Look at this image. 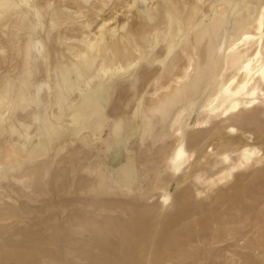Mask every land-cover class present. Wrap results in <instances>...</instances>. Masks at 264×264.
<instances>
[{
    "label": "bare ground",
    "instance_id": "1",
    "mask_svg": "<svg viewBox=\"0 0 264 264\" xmlns=\"http://www.w3.org/2000/svg\"><path fill=\"white\" fill-rule=\"evenodd\" d=\"M197 9L183 0H0V66L17 61L0 74V135L20 128L17 139L4 141L10 150L0 160V180L11 176L29 189L39 176H49L54 157L68 149L64 144L81 143L88 150L107 144L103 165L77 159L80 148L71 151L72 171L81 166L83 173L98 175L100 185L91 189L97 196L143 192V179L151 176H145L144 166L151 160L138 164L128 149L139 122L143 142L153 136L157 119L163 130L153 142L175 139L167 156L175 177L188 162V132L203 125L197 115L206 114L207 124L264 104V0H224L222 9L213 7L200 18ZM203 19L207 23L198 27ZM113 95L122 104L109 110ZM187 96L193 104L183 108ZM121 110L130 114L127 134L112 119ZM239 115L226 127L239 129L238 142L248 133ZM111 127L114 138L104 140ZM236 151L240 159L228 176L257 154L247 146ZM158 153L153 161L162 158ZM221 157L222 164L230 161L226 153ZM15 158L26 162L14 164ZM44 158L48 165H36ZM202 158L205 151L199 152ZM263 162L250 167L257 177H264ZM203 177L194 176L199 182ZM166 179L154 186L162 210L172 194ZM84 184L73 179L70 185ZM67 203V219L57 220L48 234L19 231L0 243V264H173L183 256V225L141 219L140 207L119 203L110 207L128 219L104 216L107 206L92 213L93 199L84 190Z\"/></svg>",
    "mask_w": 264,
    "mask_h": 264
},
{
    "label": "rangeland",
    "instance_id": "2",
    "mask_svg": "<svg viewBox=\"0 0 264 264\" xmlns=\"http://www.w3.org/2000/svg\"><path fill=\"white\" fill-rule=\"evenodd\" d=\"M183 1H188L191 6L198 8L197 18L208 12L211 14L213 7L215 10L224 7V0ZM207 21L208 19H203L198 23V27L205 25ZM184 45L190 46L189 41L185 40ZM16 62L13 59L10 66L9 64L0 66V74L6 72ZM146 70L147 67H144V71ZM190 72L191 74L194 73L192 68ZM190 77L185 79V84L190 82ZM184 100L183 108L193 104L192 96H187ZM114 103L122 104V101L113 95L111 101L108 102L109 110ZM256 109H259V116L254 118L253 111ZM240 113L241 119L243 118L247 122L245 129L249 134H246L247 137L244 141L238 142L236 137L240 132L239 129L235 127L234 131L230 128V130H226V127L229 119H237ZM16 115L21 116V112H16ZM129 116L128 111L121 110L112 117L118 124L117 128L121 129L124 134L132 130L127 121ZM195 119L203 125L188 132L186 145L188 162L183 172L181 171L175 177L169 172L167 162L168 154L177 145L174 143L175 139L168 138L165 144L153 142L157 134L162 132L163 124L157 119L153 136L144 142L142 141V123L139 122V125L134 128L136 133L128 149L134 152L138 164L151 160L144 166L145 176H151L150 179H143V192H139L137 188L133 190L131 193L133 197L131 194L126 196L111 194L97 196V193L91 192V189H98L100 177L83 173L81 166L76 168L75 173L72 171L70 165L71 151L75 152L76 149L78 151L80 148L81 153L76 155L77 159L82 157L85 160H91V162L99 160L103 165L104 156L108 149V147L106 148L107 144L102 149L100 145H97L96 148L90 150L88 147L82 146L81 143L64 144L68 149L63 150L58 157H54L55 161L49 176L45 178L39 176L30 184L29 189L23 187L21 183H17L11 176L7 179H1L0 243L5 240H13L12 237L19 231L48 234L57 220L65 221L67 219L69 215L67 202L72 199V195L78 193L79 190L82 192L84 190L85 193L89 194V198L93 199L92 213L99 212L98 209L102 206H107L108 210L103 213L104 216L128 219L126 215L120 212V209L110 207L112 204L119 203L127 207H140L141 219L157 218L156 220L164 225H183L185 237L183 240L180 239V242L182 241L181 243L184 244L183 256L179 261L174 260L173 264H264V177H257L253 173L255 170L250 168L256 160L262 159L264 161V104H256L245 111L221 114L207 124L206 114H199ZM19 129L17 128L16 134L13 135L9 133L0 135L1 162L10 150L7 145H4V141L11 138L17 139V130ZM115 134L113 127L108 128L104 133V140H112ZM231 142L235 143L230 145ZM241 146L256 150L257 154L245 168L233 170L228 176L231 171L230 168L239 162V152L236 150ZM198 149L206 152L207 159L198 160L200 152ZM160 151L163 152L161 160L153 161L152 157ZM222 153L228 154L230 161L222 164ZM192 154L195 155L192 156ZM162 159H166L165 162ZM13 160V163L17 165L26 162L23 158ZM8 162L12 163V159ZM48 162L49 160L44 158L38 161L36 165H48ZM227 165L229 166L226 167ZM259 167L264 169V162ZM197 173L204 175L203 181L195 180L194 176ZM160 177H167L164 184L172 191L171 198L163 210L159 199L161 192H157L154 188ZM207 177L209 178L205 179ZM73 179H84V186L82 188L75 185L74 187L71 186ZM83 197L86 198V195ZM150 208L153 211L146 210ZM61 213L62 217L58 219V215Z\"/></svg>",
    "mask_w": 264,
    "mask_h": 264
}]
</instances>
